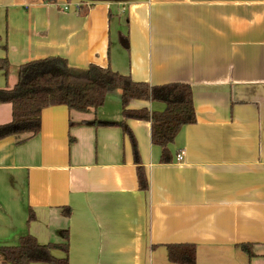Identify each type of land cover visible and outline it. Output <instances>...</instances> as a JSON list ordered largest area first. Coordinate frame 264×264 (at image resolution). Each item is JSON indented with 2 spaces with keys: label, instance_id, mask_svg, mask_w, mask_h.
Here are the masks:
<instances>
[{
  "label": "crops",
  "instance_id": "crops-1",
  "mask_svg": "<svg viewBox=\"0 0 264 264\" xmlns=\"http://www.w3.org/2000/svg\"><path fill=\"white\" fill-rule=\"evenodd\" d=\"M51 57L150 86L189 85L196 123L162 164L151 123L124 119L119 89L97 110L46 108L38 135L0 141V248L31 235L69 243V264H174L169 246L190 244L196 264H264V0H0V59L10 64L0 89L17 85L22 65ZM11 120L12 106L0 104V125Z\"/></svg>",
  "mask_w": 264,
  "mask_h": 264
},
{
  "label": "trees",
  "instance_id": "trees-1",
  "mask_svg": "<svg viewBox=\"0 0 264 264\" xmlns=\"http://www.w3.org/2000/svg\"><path fill=\"white\" fill-rule=\"evenodd\" d=\"M56 3L58 0H44ZM72 1V0H68ZM82 3H128L141 0H79ZM122 44L129 49V41L122 37ZM10 64L7 59H0V70L6 75ZM121 90L124 119L148 121L152 125V142L162 148L161 163L172 162L169 146L174 143L181 130L196 123L192 88L186 84L173 83L163 86H150L135 82L131 76L122 75L111 68L90 65L87 68H74L60 57H51L33 61L19 68L17 85L9 89H0V104L12 106V120L0 125V141L9 137L28 134L31 137L40 133L42 112L49 107L66 106L70 111L88 112L97 110L106 101L108 93ZM134 100L156 102L165 105L163 112L149 110H129ZM94 124H99L94 122ZM116 125V124H106ZM124 134L131 141L135 164L137 166L139 187L148 190V180L141 165L136 139L126 126L119 123ZM34 220L30 213L29 223ZM68 241V236H66ZM242 248L251 255L249 245ZM62 250L63 259L54 257L53 251ZM169 260L174 264H196L195 245H171L168 248ZM4 264H69V243L40 245L37 240L27 235L18 245L1 247Z\"/></svg>",
  "mask_w": 264,
  "mask_h": 264
},
{
  "label": "built area",
  "instance_id": "built-area-1",
  "mask_svg": "<svg viewBox=\"0 0 264 264\" xmlns=\"http://www.w3.org/2000/svg\"><path fill=\"white\" fill-rule=\"evenodd\" d=\"M177 160L179 162H182L184 160V153L179 154L178 157H177Z\"/></svg>",
  "mask_w": 264,
  "mask_h": 264
}]
</instances>
